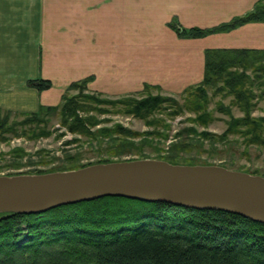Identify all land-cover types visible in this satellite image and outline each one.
Instances as JSON below:
<instances>
[{"label":"trees","instance_id":"trees-1","mask_svg":"<svg viewBox=\"0 0 264 264\" xmlns=\"http://www.w3.org/2000/svg\"><path fill=\"white\" fill-rule=\"evenodd\" d=\"M249 22H264V0H259L243 16L214 28L183 29L176 23L170 27L181 37L201 38ZM248 69L264 75V50L208 49L205 51L203 81L184 92L188 96L186 108L161 95H147L141 99L124 97L116 102L124 106L126 113L137 118H148L164 110L163 105L167 104L171 115L186 109L198 114L197 121L205 123L207 89L212 87L216 92L232 95L244 116L231 118L220 136L198 133L193 128L188 134L208 139L211 146L215 141L224 143L231 134H239L248 146L264 148V116H252L250 101L254 95L245 88L249 82L252 84ZM86 83L87 80L72 83L70 89H77L78 94L65 93L58 106H40L37 112L28 114L26 120L38 122L42 120L41 116L58 113L72 132L82 128L78 112L86 111L87 101L98 103L94 96L83 95ZM27 86L41 91L48 89L51 83L34 79L28 80ZM147 87L149 85H145ZM261 97H264V89ZM122 133L130 137L129 132ZM124 144L125 141L114 147ZM189 147L190 142L180 141L171 146V152ZM117 148L110 153L112 157L88 164H77L75 158L69 157L71 163L59 171L134 159H114L122 153ZM156 159L173 164H198L191 159L181 162L175 154ZM47 172L52 171L35 174ZM0 264H264V224L221 210H197L164 202L104 196L40 213H0Z\"/></svg>","mask_w":264,"mask_h":264},{"label":"crops","instance_id":"crops-1","mask_svg":"<svg viewBox=\"0 0 264 264\" xmlns=\"http://www.w3.org/2000/svg\"><path fill=\"white\" fill-rule=\"evenodd\" d=\"M259 0H0V110L58 106L72 83L125 96L149 85L176 94L202 82L208 49L264 50V22L201 38ZM51 83L38 91L28 80Z\"/></svg>","mask_w":264,"mask_h":264},{"label":"rangeland","instance_id":"rangeland-1","mask_svg":"<svg viewBox=\"0 0 264 264\" xmlns=\"http://www.w3.org/2000/svg\"><path fill=\"white\" fill-rule=\"evenodd\" d=\"M247 73L252 78V84L249 82L245 88L254 95V99L250 101L251 114L253 117H262L264 75L255 74L252 69H248ZM185 91L186 89L180 93L167 94L158 87L149 86L130 95L110 96L89 91L86 86L83 95L94 96L98 103L87 101L86 111L78 112L83 126L75 128L78 130L73 132L63 124L58 113H49L41 116V121L32 122L26 120L28 114L0 110V175L59 171L71 163L69 157L75 158L77 164L110 158L112 150H116V146L123 141L124 146L117 148L122 153L113 157L114 159H156L175 154L181 162L191 159L198 164L213 163L232 170H247L264 175V148L248 146L239 134L229 135L224 143L215 141L212 146L208 139L202 140L200 136L188 134L193 128L198 133L209 132L220 136L227 129L231 118L243 117L244 113L234 103L232 95L216 92L212 87L207 89L208 103L204 110L207 114L203 115L207 118L205 123L197 121L198 114L186 109L171 115L167 104L163 105L164 110L148 118H137L126 113L124 106L116 102L124 97L141 99L147 95H161L186 108L188 96ZM78 92L70 87L66 90L70 96ZM122 132H129L130 137ZM180 141L190 142V147L171 152V146Z\"/></svg>","mask_w":264,"mask_h":264},{"label":"water","instance_id":"water-1","mask_svg":"<svg viewBox=\"0 0 264 264\" xmlns=\"http://www.w3.org/2000/svg\"><path fill=\"white\" fill-rule=\"evenodd\" d=\"M104 196L221 210L264 224V176L216 164L145 158L0 175V213H40Z\"/></svg>","mask_w":264,"mask_h":264}]
</instances>
